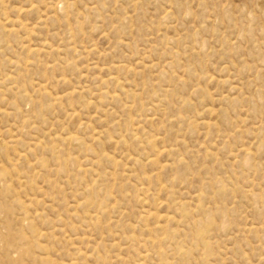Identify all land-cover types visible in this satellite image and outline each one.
Returning a JSON list of instances; mask_svg holds the SVG:
<instances>
[{
  "label": "rangeland",
  "instance_id": "1",
  "mask_svg": "<svg viewBox=\"0 0 264 264\" xmlns=\"http://www.w3.org/2000/svg\"><path fill=\"white\" fill-rule=\"evenodd\" d=\"M0 264H264V0H0Z\"/></svg>",
  "mask_w": 264,
  "mask_h": 264
},
{
  "label": "bare ground",
  "instance_id": "2",
  "mask_svg": "<svg viewBox=\"0 0 264 264\" xmlns=\"http://www.w3.org/2000/svg\"><path fill=\"white\" fill-rule=\"evenodd\" d=\"M33 51V50H30V52ZM34 52V51H33Z\"/></svg>",
  "mask_w": 264,
  "mask_h": 264
}]
</instances>
